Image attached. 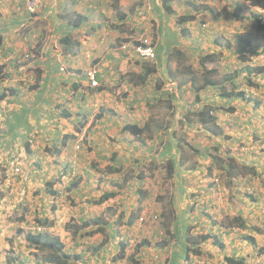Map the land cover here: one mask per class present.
<instances>
[{
    "label": "rangeland",
    "instance_id": "1",
    "mask_svg": "<svg viewBox=\"0 0 264 264\" xmlns=\"http://www.w3.org/2000/svg\"><path fill=\"white\" fill-rule=\"evenodd\" d=\"M27 1L0 0V66L8 74L0 80V92L5 88L18 90L13 96L14 100L0 99V264H47L43 256L46 258L49 252L29 247L25 239L29 231L39 229L38 217H48L54 222L47 231L64 241L66 252H81L79 254L83 257L79 262L83 264H134L116 257L121 234L127 235L128 239L125 238L129 241L127 256L144 238L150 240L142 245L137 255L139 263L136 264H156L157 261L164 264L168 256V264H224L225 256L218 251L210 259H186V241H178L174 249L169 244L160 245L158 241L162 236L168 237L163 221L170 219L179 240H185L194 226L199 232H210L213 231L212 225L209 220H204L202 205L218 203L224 210L222 222L231 223L233 215L237 213L233 205L239 204L253 223L263 225L264 141L258 144V141H253L254 138L250 139L253 141L249 145L251 148H242L240 154L238 146L242 142L230 146L226 141L217 149L213 145L211 151L205 146L201 147L199 142L203 139H199L197 132L203 134L211 126H199L185 117L184 110L193 104L195 90L192 89L193 83H187L189 79L184 78L182 71L178 79H185L186 85L179 93L184 97L186 107L174 105L172 97L170 101L167 99L165 94L172 92L169 89L168 93L162 90V93L155 95L156 87L153 84H134L132 75L140 67L131 65V62L124 64L130 58L134 59L133 55L120 63L115 62L116 58L109 56H117L119 42L106 41L105 38L99 40L98 32L90 39H98L93 48H83L80 53L72 54L63 44L58 18L50 14L56 0H40L35 12H30L32 10L26 5ZM127 1L129 5L135 0ZM220 1L217 0L218 7H221ZM151 2L155 6L153 11L143 12L139 16L132 12L127 28H131V37L135 38H140L144 31H153L158 46L161 43L170 44L171 36L182 39L180 32L171 29L177 28V16L184 11H195V7L201 4L199 0H173L174 11L168 13L162 2ZM242 3L245 9L252 12L248 3ZM229 9L227 7L222 18L231 16ZM199 13L200 20L211 19L209 11L200 10ZM68 16L70 18L69 12L66 14ZM249 18L243 19L237 29L229 28L222 33L218 24L213 23L211 38L208 34L198 33L191 40L192 44L203 46L202 50H210L215 40L222 44L227 65H223L217 76H212L213 79L221 82V77L226 79L237 68L240 71L244 68L245 62L238 54L245 52L242 44L247 39L248 45L258 39L264 40L262 34L249 30L253 25ZM89 24L99 23L92 21ZM141 24L145 26L143 29L140 28ZM226 24L230 27L233 23L226 21ZM159 26H162L160 32ZM151 36L155 37L153 34ZM230 50H235V53L231 54ZM93 52L94 56L103 54L101 76H109L105 86L112 87L113 91H97L86 85L85 72L90 65L93 66ZM165 52L166 49L162 57L163 70H159L155 76H163L164 86L168 87L164 64H169L172 59H167ZM186 53L193 58L192 49H186ZM52 64L56 65L54 73ZM95 66L99 69V63ZM124 68L128 73L121 79ZM167 68L173 67L168 65ZM40 69L43 70L41 73ZM203 77V74H197L195 78L198 81L194 86L200 85ZM37 79L40 86L36 85ZM75 84L79 86L74 88ZM211 85L209 89L203 88L204 102L216 99L210 94L219 89L215 83ZM261 95L264 100V93ZM181 101L179 99L178 102ZM234 101L229 100L227 104ZM243 104L247 105V102ZM243 104H239L242 110ZM86 112L88 115L83 116ZM250 118L263 123L264 104L250 112L247 119L245 115L242 118L244 123L254 128L253 131L262 129V125L254 127L256 122L250 121ZM129 122L149 126L140 136H135L123 130ZM75 126H82V130L78 131ZM66 133L75 135L63 147L61 139ZM56 139L57 147L62 148L60 154H54L50 148ZM255 143L256 147L252 148ZM207 155L212 158L207 159ZM230 156L237 164L254 165L257 173L249 170L243 178H235L236 174H229L223 167V160L232 162ZM170 158L174 160L172 175H168L166 169ZM118 159L122 160L119 164L122 173L111 172L110 166L116 164H112L113 160ZM233 166L232 173L242 170V167ZM69 183L71 191L65 188ZM119 185L126 186L122 189L123 193L100 205L94 203L105 191ZM54 187L60 190L59 197L50 193ZM140 187L149 192V198L144 200L142 197V200L140 195L137 198L133 191ZM132 199L133 202L128 205ZM136 205L142 208L139 219L129 233L126 226L117 225L120 217L118 211L127 209L128 216ZM199 218L201 221L197 222ZM99 226L103 229H99ZM105 238H109L106 243L103 242ZM257 238L258 246H264V226ZM227 247V253L247 256L245 264H264V256L258 257L260 253L257 247L251 244L232 247L228 239Z\"/></svg>",
    "mask_w": 264,
    "mask_h": 264
},
{
    "label": "trees",
    "instance_id": "2",
    "mask_svg": "<svg viewBox=\"0 0 264 264\" xmlns=\"http://www.w3.org/2000/svg\"><path fill=\"white\" fill-rule=\"evenodd\" d=\"M75 4L79 3L82 0H75ZM170 0H167L165 3V7L168 11L172 12L173 8L171 7ZM61 2V0H59V3ZM119 0H105V21L102 25L99 26V24L97 25V27H93V25H88L87 27V35H94V33L98 32V39L101 40V38H105L106 41H117L119 43L122 42H126V39L122 36V32H131V28H127V29H122V25L125 26V24H127L129 21L127 20L128 18V14L124 13L120 10L119 5H118ZM245 2L250 3L252 6L255 7H260L262 9H264V0H245ZM58 3V1H57ZM86 3V2H85ZM89 2H87L86 4H88ZM82 6V10L80 11L78 9V16L76 19H79L78 21L74 22V26H78L81 24V22H85V21H90L89 20V15H87V11H90L93 9V7H88L87 5H81ZM227 6H225L222 10L218 11V13H215V19L214 22H216L218 24V26H222L224 27L226 30H228L229 28H233V29H237V27L239 26V23H241V21L243 19L249 18L252 15V12H250L249 10L243 8L241 9L240 5H237L235 12L231 11L230 15L228 17L222 18V16L224 15V12L226 11ZM74 7H71L70 4L67 3V7L66 10L64 9H59V8H52L50 11V14H54L55 16L58 15L60 17H66L67 14V10H72L73 11ZM76 11V13H78ZM253 17L255 19H258L260 21L263 20V17L261 16V14L259 13H255L253 15ZM93 18V17H92ZM69 21H72L69 16L67 18ZM75 19V20H76ZM195 17L191 14H188L186 11H184L182 14H180L179 18H178V23L181 24L183 23V25L185 23H188L192 20H194ZM205 20H202L200 22H198L196 25L197 30L196 32H199L203 27L202 24L204 23ZM226 21H231L233 24L228 27V25L226 24ZM211 25L213 23H210ZM128 25V24H127ZM141 27V25H140ZM213 27V26H212ZM122 29V30H121ZM214 29V27L212 28ZM182 30V39H179V42L176 38H173L171 36L170 39V44H164L161 43L159 46L156 47V56L154 58H150V59H141L138 56L134 55V59L130 58V53H124L121 52L119 50H117L119 53H116L115 55L117 56H109L111 58H116L115 62L120 63L122 59L124 58H130L129 60L125 61L124 64H127L129 62H131V65L135 64V66L140 67V70L137 69L136 72H134L133 76V80H131L134 84H144L145 86L147 85H152L153 87H156L154 93L155 95H157L158 93H162L161 91L165 89L166 86H164V78L163 76L158 77L155 76L156 74L159 73V70H163V60L162 57L164 56V50L166 49V54H167V59H172L171 62H169V64L165 63L164 64V69H167L168 65H172L173 68H169V73L172 74L174 77H176V73L179 70H181L182 72H184L185 74H190V76H185V79H189V81L193 82V87L196 91V95L195 97V101L196 102H201V104H204L203 107L199 106L197 107H193L190 106L185 110V116L187 117V119L190 122L193 123H197V124H203V125H207L208 123H216L217 121V116L215 115H210L208 114L211 111H214L213 109H217L218 106L213 105V102H203L202 101V95L200 93L201 89L203 88H208L209 85L211 84H216V79H213L210 74H215V71H218V67L214 66L212 62H215L216 60H218L219 57V53L216 51H211L209 49L207 50H202V47L199 43H195L192 44L190 38L189 40L188 38V34H189V26H182L181 28ZM210 31H212L211 29H209ZM41 38V36H40ZM39 38V39H40ZM96 38L95 41H89V45L86 46V48H93V44L94 42H98V40ZM185 39V40H184ZM63 42L65 43L64 46L66 47L69 42L64 38ZM70 42L72 43L73 41L70 40ZM77 43H82V41L79 39V41ZM216 43V40L213 41V44ZM165 46V47H164ZM67 49L70 50V52H72L71 48L69 46L66 47ZM109 49V47H108ZM186 49H192L193 51V56H196L200 51H202L200 53V57H199V63L202 66V71H203V80H202V84L200 85H195L196 81H198L195 78V71L194 68L191 66L190 64V60H193L194 58H191V56H187L186 53ZM82 47H81V51H82ZM79 52V51H78ZM88 52V51H87ZM114 52V50H113ZM80 53V52H79ZM90 53V52H88ZM93 52L91 55L94 56ZM101 54V53H100ZM126 54H128L129 56H127ZM103 55V54H102ZM102 55H96L94 56V58H92L91 62L93 64L90 65L89 68L91 67H95L96 63H99V73L97 74V78L100 80V86L97 88L98 91H105L106 89H109V91H113L112 87L108 88L105 86L106 81L109 79L108 75L105 76H101V71L102 68L100 67V62L102 61L101 56ZM124 55L126 57H124ZM165 59V58H164ZM166 59V60H167ZM130 65V66H131ZM132 67V66H131ZM3 66H0V80H2L6 75H8L6 72H3ZM53 69V73L54 70L56 68L55 64H52ZM88 68V69H89ZM120 68V67H119ZM125 69V68H124ZM143 70V71H142ZM43 70L40 69L39 73H41ZM113 71V70H112ZM175 71V72H174ZM128 71L127 69L122 71V76L121 79H123L124 77H126ZM152 75V76H151ZM136 79H135V78ZM163 78V79H162ZM36 85L40 86V80L37 79L36 81ZM79 86V84H75L74 88H77ZM223 89V88H222ZM17 89L15 88H5L3 89L2 92H0V99H4V98H10L11 100H14L15 98L13 96H15V94L17 93ZM224 96H229L233 95L234 90H232V92H225V90H222ZM164 93L165 90L163 91ZM171 93V92H170ZM241 94V96L244 94L243 92H239ZM169 94H165V96H167ZM220 95V94H219ZM258 104L261 103V100L257 101ZM105 108L103 107L102 110H104ZM228 111H235L236 106L234 104H231L229 106ZM85 111H89L88 109H86ZM24 115V114H23ZM83 116L88 115V113H83ZM101 117V116H98ZM191 118H196L195 120H192ZM18 121H20V118H17ZM256 122V121H255ZM85 122L82 123L85 124ZM257 124V122H256ZM82 126H75L78 131L82 130ZM149 125L148 124H144L141 125L139 122H129L126 123L123 127V130H125L126 132H129L130 134H133L135 136H140L145 128H147ZM263 128L260 130H255L253 131L254 128H250L249 124L244 123L243 121L240 122L237 127H236V131L235 134L233 136L232 139V144L236 143H240L242 142L241 146H238L239 148V154L241 152V149L244 145H247V143H249L250 141H248L249 139L254 138V142L258 141L257 143L259 144L260 141L263 140L264 138V122L262 123ZM255 127V126H254ZM253 131V132H252ZM75 135V134H74ZM73 134L70 133H66L64 134V138L61 139V142L63 144V147L66 145L68 139L70 137H74ZM263 136L262 139H259ZM256 139V140H255ZM58 140L56 139V142L54 141L52 144V146L50 147L54 154H60L61 153V149L57 147L58 145ZM252 141V142H253ZM264 141V140H263ZM257 144V145H258ZM254 145V144H253ZM201 147H203V145H201ZM214 147H216L217 149V145L215 144ZM213 146H208L207 150L211 151ZM205 155V154H204ZM232 158V162L230 163H226L225 160H223V167L227 170V172L229 174H236L235 178L239 179L240 176H244L246 173H249V170H251L253 173H257L256 168L254 165H250V164H246V163H242V164H237V162L235 161L233 156H230ZM122 162L121 159L118 160H113L114 164L113 166H110V170L111 172H118V173H122V170L119 166V164ZM233 165H237L238 167H242V170H239L237 172H233L232 170L234 169ZM236 167V166H235ZM166 169L168 172V175H172L174 172V160H172L171 158L168 159V164L166 165ZM248 169V170H247ZM230 172H229V171ZM232 178V177H231ZM233 180V179H232ZM234 181V180H233ZM54 185V182H51ZM76 183V182H75ZM73 183V184H75ZM72 184V185H73ZM125 185H119L118 187L114 188V189H110L105 191L102 195H100V197L94 201V203L100 205L102 203H104L105 201L117 197L118 194L123 193L122 189L125 188ZM130 187L127 186V188ZM65 188H67L69 191H71V183H69L68 186H66ZM78 191V190H75ZM79 192V191H78ZM50 193L53 196L59 197L61 195V192L59 189H57L56 187L52 188L50 190ZM133 193H135L138 196L140 195V199H142V197H144V200L146 198H149V192L144 189V188H135ZM131 192V194H133ZM62 196H64L62 194ZM250 196H252V194H250ZM73 201V198L71 199ZM143 200V199H142ZM133 202V199L128 203V205H130ZM235 210L237 211L236 214L233 215L231 223H226V222H222L221 221V217L224 213V210L221 208V205L218 203H209L206 205H202L203 209L202 211L203 214L205 215L204 220H209L211 225H212V229L213 231L210 232H199L198 229H196V226H194L193 231L190 233L188 232V234L186 235L185 240H179L178 236H177V232H176V227L172 226V223L169 221L164 222L163 221V225L165 227V231L168 233V237L162 236V238L158 241V243L160 245H167L169 244L170 247L172 246V249H174V247L176 246V244H178V241H186L185 246H186V253H185V258L188 260H194L196 258H201V259H210L212 257H214L215 255V251H218L220 254L223 253V255L225 256V262L224 264H245L246 262V257H243V255H238V254H234L233 253H227V250L229 249L228 246V239L231 240L232 242V247H236L239 244H251L255 247L258 248V251L261 253H264V246H258L259 244V240L257 238V235H260V233L263 230V226L264 224H257V223H253L251 218L247 217V212H242L244 209L241 208L239 206V204H235L233 205ZM141 208L142 207H138L137 205L132 209L130 215H127V209H119L118 213H120V217H118L117 220V225L119 226H126V229L129 231V233L132 230V227L135 225V223L137 222V220L139 219L140 216V212H141ZM208 208V209H207ZM139 209V210H138ZM118 215V216H119ZM152 217V216H151ZM156 217V216H155ZM167 217V216H166ZM96 220V219H95ZM94 220V221H95ZM98 220V219H97ZM201 221V218H199L197 220V222ZM195 222V223H197ZM37 225L40 227V231H29L27 233V245L29 247H36L39 248L41 250H45L47 252H49V255L44 258V261L47 262V264H83L81 262H79L80 258H82L83 256L79 253L76 254H71L66 252L65 250V243L64 241L59 237V236H55L49 233L48 228L52 227L54 225V222L52 220H50L48 217L45 218H41L38 217L37 218ZM196 225V224H195ZM235 227V228H232ZM99 229H103L101 228V226H99ZM248 231V232H247ZM127 234V233H125ZM115 237V236H114ZM127 235L121 234V238H119L118 240V254L116 257H118L119 260L122 259H126L128 262L130 263H139L138 261V254L140 253L141 247L142 245L149 243L150 240H146L147 238H144V240L140 241L139 243L136 244V248H134V252L131 253L130 255L127 256V247L129 244V241L126 239ZM178 239V240H176ZM109 238H105L103 240L104 243L108 242ZM172 243V244H171ZM241 247H239L238 249H240ZM133 249V248H132ZM171 252V249L167 250ZM173 253V250H172ZM166 259L164 260V264H168V262L170 261V256L165 257ZM77 260V262H76ZM160 264L161 261H157L156 264Z\"/></svg>",
    "mask_w": 264,
    "mask_h": 264
},
{
    "label": "clouds",
    "instance_id": "3",
    "mask_svg": "<svg viewBox=\"0 0 264 264\" xmlns=\"http://www.w3.org/2000/svg\"><path fill=\"white\" fill-rule=\"evenodd\" d=\"M54 0H52L53 2ZM58 1V3H57ZM152 0H135L132 4H128L127 0H119L118 5L119 8L122 12L127 13L128 14V18L131 16L130 14L133 12H135L137 14V16H139L140 14H143V12H152L153 9L155 8L154 4L151 2ZM157 3L158 2H162L163 7L165 8V10L168 13H172L174 11L175 8V2L174 4H172L173 0H170L169 3L171 5V7L173 8L172 12L168 11L165 7V3L167 0H156ZM245 0H221L220 4L221 7L219 6V3L217 2V0L211 1V0H199V2L201 3L200 5L195 7V11H189L188 14H191L195 17L194 20L185 23L183 25V23L179 24L177 21V28H171L173 31H178L182 34V26H189V34H188V38H190V40H193V38L196 36V34H208L207 36L209 38L212 37L214 29H212L213 25H211L210 23H214L217 24L216 22H214L215 17V13H218V11L222 10L225 6L229 7V11H233L235 12V9L237 7V5L241 6V9L244 8V3ZM50 2V1H49ZM75 0H61V2L59 3V0H56V6L52 5V8H59L66 10L67 7V3L70 4L71 7L73 8L72 10H67L70 13V19L72 17V21H69L68 19H63V17H60L58 15H54L55 17L58 18V23H59V27L62 28V41L64 40V38L69 42V44L67 46H69L72 50V54L75 53H79L81 51V47L86 48L85 44L86 42L90 39L93 35H90L86 33L87 31V27L88 25H93V27H97V25L94 24H89L92 21L98 22L99 26L102 25L105 21V0H82L79 3L75 4ZM87 2H89L88 4H86ZM233 2V5L230 6V4ZM25 3V2H24ZM208 3V4H205ZM248 3V2H245ZM59 4V5H58ZM252 8H250L252 10V15L249 18V22L252 23L253 25L251 26V28L249 30H252L253 33H257V34H262V39H264V9L260 8V7H255L252 6L250 3H248ZM27 6H29V8L32 10L30 11L27 7V10L30 12H35L37 11L39 5H40V0H28L26 3ZM58 5V6H57ZM81 5H87L88 7H93L92 10L87 11V15H89V20L90 21H85V22H81L80 25L78 26H74V22L78 21L79 19H76L79 12L78 9L81 11L82 10V6ZM226 7V8H227ZM50 8V11L51 9ZM256 8H258V10H256ZM159 10V9H158ZM200 10H207L209 11V13L211 14V19L210 17L204 21V23L202 24V29L199 32H196L197 30V23L202 21L199 18V11ZM227 10V9H226ZM76 11L78 13H76ZM255 13H260L261 16L263 17V20L260 21L258 19H255L254 17H252ZM202 14V13H201ZM225 14V12H224ZM180 15L177 16V20L179 18ZM224 16V15H223ZM222 16V17H223ZM93 17V18H92ZM76 19V20H75ZM62 20L65 21V23H62ZM80 22V21H78ZM61 24V25H60ZM173 25V23H171ZM255 25V26H254ZM127 24L122 25V29H127ZM145 26L141 24V29H143ZM162 26H159V32L161 31ZM121 29V30H122ZM209 29H211L212 31H210ZM77 30H80L81 32H75ZM219 31L222 32H226L228 30H226L224 27L219 26ZM97 32V30H96ZM205 32V33H202ZM207 32V33H206ZM122 36L126 39V42H122L119 43L118 46V50L124 53H130V55L132 57L138 56L141 59H150V58H154L156 56V47L158 46L156 43L158 42V40L156 39V36L154 34L153 31H144L141 33L140 38H135V37H131L133 36L132 32H122ZM95 34V33H94ZM151 34H153L155 37L152 38ZM159 38H162V36H159ZM79 39L82 41V43H77L79 41ZM70 40H72L73 42L71 43ZM183 40V38H182ZM185 40V39H184ZM179 42V39H178ZM249 40L247 39V41L242 44L245 47V52L244 53H249V54H244L243 52H240L238 55L239 57H241L242 61L245 62V66L244 68L240 71L239 68L236 69V72L234 74L228 75L226 79H223V77H221V82L217 81L215 86L219 89L218 92L212 93L210 94V96H214L216 97V99H212V100H206V102H213L212 104L215 106H218L217 109H213L214 111L209 112L208 114L210 115H215L217 116V121L216 123H208L207 125H210L211 128L207 127L205 132L202 134L201 132H197V134L200 136V138L203 139L202 142H199L200 144H202L205 147L208 146H213V145H217V148L220 147V145H223L224 142L228 141L230 146L232 144V139L233 136L235 134L236 131V127L237 125L242 122V118H244L245 115V119H247V117L250 115V112L253 113V110L256 109L258 106H261L262 104H264V100H262V95L261 93H264V40L258 39L256 42H253L251 45H248ZM63 44H65L63 42ZM66 46V47H67ZM221 45H219L217 42L213 44V46L211 47V51H216L219 53V57L218 60H216L215 62H212L214 66L218 67V71H215V74H210V76H214V78L217 76V74L219 73V71L221 70L223 65H227V63H225L224 61V50H221ZM138 48H143L144 50L147 49H152V51L154 52V57H144L141 55V53L138 51ZM229 48V47H228ZM205 50H207V48H205ZM79 51V52H78ZM202 51H200L196 56H193V60H190V64L191 66L194 68L195 71V77H197V74H203L202 71V66L199 63V57H200V53ZM70 53V52H68ZM231 54L235 53V50H230ZM130 56V57H131ZM195 57H197V59H195ZM250 59H253L252 61ZM233 61V60H232ZM167 63V62H166ZM199 69V70H197ZM100 69H98L96 66L95 67H91L89 69L86 70L85 72V79H86V85L90 86L91 88H98L101 84L100 80L97 78V74L99 73ZM90 72H94V75L96 77V79L98 80V84L97 85H93L92 83V79L90 77ZM175 72V71H174ZM241 72V74H240ZM176 77H174L172 74L169 73V70L165 69V73L164 75L167 76V81L168 83V87H165V92L168 93V89L169 91L171 90V93H168L169 95H167V99L170 101L171 97L174 99L175 104L180 107V105H183V107H186L187 105L185 104V100L184 97L180 95L179 90L183 91V87L184 85H186L185 79H178L179 75H181V70H179L178 72H175ZM184 73V72H183ZM185 76H190V74H185ZM190 82V84H192L193 82L191 81H187V83ZM201 84L203 83L202 81H200ZM210 86L213 85H209L207 89L210 88ZM193 87V86H192ZM223 88V89H222ZM193 90L194 87L192 88ZM163 90V91H164ZM225 90V92H232V90H234L233 95L228 94L229 96H224L223 91ZM98 91V90H97ZM110 92V91H109ZM205 92V91H204ZM239 92H243L244 94L241 96V94ZM201 95L203 93V89H201L200 91ZM220 94V95H219ZM196 95V91H194V96ZM192 97V102L193 104L190 106L193 107H203L204 104H201V102H196L195 101V97ZM188 97V95H187ZM202 97V101H203V95ZM211 97V98H212ZM218 97V98H217ZM179 99L183 100L181 102H178ZM235 99L234 103H228L227 101ZM261 100V103L258 104L257 101ZM204 102V101H203ZM244 102H247V105L243 104ZM252 102V103H250ZM205 103V102H204ZM223 103V104H221ZM224 103H226V105H224ZM242 103L244 105V110H242L239 107V104ZM231 104H234L236 106L235 111H228L229 106ZM188 106V107H190ZM186 107L185 110L188 108ZM184 110V111H185ZM250 111V112H249ZM185 115V114H184ZM186 117V116H185ZM250 121L253 122H257V124L255 123L253 126H261L262 125V121L258 120V119H249ZM190 124V123H189ZM207 125H203V124H199V126H207ZM191 126V125H190ZM232 126H234L233 129ZM250 141V139L248 140ZM263 141V140H262ZM209 142V145L207 146L206 143ZM243 142V141H242ZM256 142V141H255ZM252 143V140L247 143V145H244L242 148L243 149H249L251 148V146H249ZM256 147V143L254 145H252V148ZM210 158L211 155H209ZM243 178V176L241 177ZM35 231H40V227L39 229H35ZM258 249V248H257ZM259 252V251H258ZM259 256L258 257H263L264 253L259 252ZM262 254V255H261Z\"/></svg>",
    "mask_w": 264,
    "mask_h": 264
},
{
    "label": "built area",
    "instance_id": "4",
    "mask_svg": "<svg viewBox=\"0 0 264 264\" xmlns=\"http://www.w3.org/2000/svg\"><path fill=\"white\" fill-rule=\"evenodd\" d=\"M138 51L144 57H154V52L152 51V49L144 50L143 48H138ZM90 77L92 79L93 85H97L98 84V80L96 79V77L94 75V72H90Z\"/></svg>",
    "mask_w": 264,
    "mask_h": 264
},
{
    "label": "crops",
    "instance_id": "5",
    "mask_svg": "<svg viewBox=\"0 0 264 264\" xmlns=\"http://www.w3.org/2000/svg\"><path fill=\"white\" fill-rule=\"evenodd\" d=\"M202 158H205V157H204V156H202ZM208 158H210V156H209V155H207V159H208ZM202 168H204V167H202Z\"/></svg>",
    "mask_w": 264,
    "mask_h": 264
}]
</instances>
